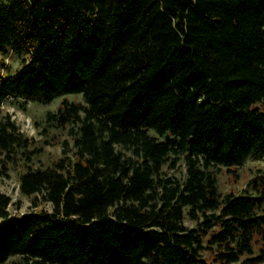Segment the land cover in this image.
I'll return each instance as SVG.
<instances>
[{"label": "trees", "instance_id": "trees-1", "mask_svg": "<svg viewBox=\"0 0 264 264\" xmlns=\"http://www.w3.org/2000/svg\"><path fill=\"white\" fill-rule=\"evenodd\" d=\"M4 58L0 107L81 101L45 111L69 140L41 166L0 108V178L31 207L0 193V264L264 260L261 177L217 184L264 159V0H0Z\"/></svg>", "mask_w": 264, "mask_h": 264}, {"label": "rangeland", "instance_id": "rangeland-1", "mask_svg": "<svg viewBox=\"0 0 264 264\" xmlns=\"http://www.w3.org/2000/svg\"><path fill=\"white\" fill-rule=\"evenodd\" d=\"M11 65L9 58H4L0 63V74L4 72V66ZM67 97L74 101H81L78 94H66L55 96L49 103L26 102L23 109L17 107L9 101L1 104V113H8L12 119L19 126L20 130L28 135L33 136L37 144L42 145V151L34 159L35 165H46L58 157L61 153L60 141L63 139L69 140L65 130L48 127L47 134H40L39 131L45 126L44 113L46 110H55L61 98ZM38 122L39 127L34 126V122ZM44 140L50 143H42ZM18 169H10L8 177L0 178V193H4L10 197L11 203L8 205V211L11 214H22L31 210L29 200L21 195L18 189ZM182 168L177 167L175 170H170L171 174L180 175ZM264 184V159L261 157H248L241 164L229 167H222L217 174L218 190L222 193H235L239 194L243 191H250V184L254 180H259ZM190 222L186 221V225L190 226ZM259 242L255 244L256 251L258 250ZM244 264V263H235ZM255 264H264V260Z\"/></svg>", "mask_w": 264, "mask_h": 264}]
</instances>
